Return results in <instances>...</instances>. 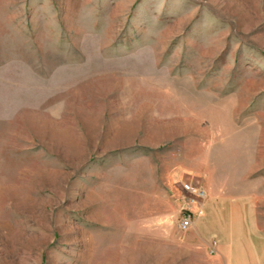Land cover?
<instances>
[{"label": "rangeland", "instance_id": "374dc122", "mask_svg": "<svg viewBox=\"0 0 264 264\" xmlns=\"http://www.w3.org/2000/svg\"><path fill=\"white\" fill-rule=\"evenodd\" d=\"M244 193L264 0H0V264H244Z\"/></svg>", "mask_w": 264, "mask_h": 264}, {"label": "crops", "instance_id": "0c3cea01", "mask_svg": "<svg viewBox=\"0 0 264 264\" xmlns=\"http://www.w3.org/2000/svg\"><path fill=\"white\" fill-rule=\"evenodd\" d=\"M239 174L240 173H238V175ZM230 208L232 211L236 212H234L236 215L239 214L240 220L237 222L238 224L244 226V240L251 241L252 245H258L257 243L259 242L262 243L260 246V251H255L252 258L248 257V252L244 251V264H264V236L260 234V229L256 222L254 203L247 197L246 193H244V211H240L238 209L239 207H237L235 204H233Z\"/></svg>", "mask_w": 264, "mask_h": 264}, {"label": "built area", "instance_id": "2783aa9c", "mask_svg": "<svg viewBox=\"0 0 264 264\" xmlns=\"http://www.w3.org/2000/svg\"><path fill=\"white\" fill-rule=\"evenodd\" d=\"M181 189L184 193L189 195L187 208L183 210L182 217L178 223L179 230L185 231L191 227L193 222L190 207L199 205L205 198V193L198 185L192 183H182Z\"/></svg>", "mask_w": 264, "mask_h": 264}]
</instances>
